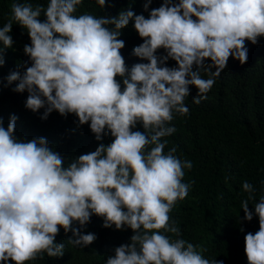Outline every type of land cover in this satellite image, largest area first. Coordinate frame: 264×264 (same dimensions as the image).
Masks as SVG:
<instances>
[{
    "label": "clouds",
    "instance_id": "1",
    "mask_svg": "<svg viewBox=\"0 0 264 264\" xmlns=\"http://www.w3.org/2000/svg\"><path fill=\"white\" fill-rule=\"evenodd\" d=\"M82 3L16 0L0 26V69L15 43L14 24L30 40L23 46L28 59L0 76V90L15 84L14 93H27V110L43 109L40 120L73 115L98 142L68 160L45 136L18 137V115L10 114L6 126L0 115V264L63 257L61 229L73 247L91 246L98 239L86 231L93 216L105 229L132 231L105 264H224L184 239L170 215L195 181L183 182L192 162L181 160L176 146L165 152L164 138L176 131L174 113L189 114L185 99L193 87L199 104L230 58L247 63L248 44L264 38V0H162L155 8L144 0L147 17L131 7L115 16L77 15ZM129 25L142 40L130 53L139 62L130 66L121 39ZM242 191L240 223L255 217L259 225L244 235L247 264H264V195L257 201L247 180Z\"/></svg>",
    "mask_w": 264,
    "mask_h": 264
},
{
    "label": "trees",
    "instance_id": "2",
    "mask_svg": "<svg viewBox=\"0 0 264 264\" xmlns=\"http://www.w3.org/2000/svg\"><path fill=\"white\" fill-rule=\"evenodd\" d=\"M14 2L16 0H0V26L9 18ZM27 2L46 7L49 0ZM161 2L153 0L150 8L159 7ZM112 3L113 7L104 10L96 0H83L76 14L88 12L97 16H115L120 10L131 7L135 13L148 16L143 10L144 0H112ZM12 35L15 43L5 52L6 63L0 69L2 77L28 59L23 53V46L30 43L27 32L14 24ZM121 39L126 44L122 54L129 66L139 62L130 53L142 40L131 25L123 30ZM248 47L247 63L241 66L239 61L230 58L207 98L199 104L192 100L197 90L191 89V95L185 99L189 114L180 116L174 113L170 126L176 131L164 138L168 140L165 152L176 146V155L192 162L191 170H184L183 182L195 181L188 197L178 201L170 215L180 227L184 239L206 248V258L223 260L224 264H247L244 235L249 231L254 233L259 227L255 217L251 222L240 223L239 217H243L241 201L247 197L242 191V183L247 180L254 185L257 201L264 195L261 183L264 181V38L255 46L249 43ZM168 63L169 66L175 65L174 61ZM201 74L207 78L205 73ZM13 87L15 84L0 90V115L5 126L10 114L18 115V137L45 136L68 160L95 150L98 142L88 125L77 128L73 115L65 119L56 112L48 120H40L43 109L38 114L27 110L24 107L27 93H14ZM103 142L110 143L111 138L106 137ZM254 203L250 201V207ZM86 231L98 237L91 246L73 247L68 243L71 233L65 235L61 229L56 239L65 245L63 257H48L45 253L42 260L28 264H105L113 249L128 243L132 235L131 229L103 228L102 219L95 216Z\"/></svg>",
    "mask_w": 264,
    "mask_h": 264
}]
</instances>
